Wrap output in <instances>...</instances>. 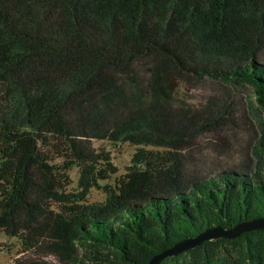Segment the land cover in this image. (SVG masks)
I'll return each mask as SVG.
<instances>
[{"label":"trees","instance_id":"16d2710c","mask_svg":"<svg viewBox=\"0 0 264 264\" xmlns=\"http://www.w3.org/2000/svg\"><path fill=\"white\" fill-rule=\"evenodd\" d=\"M202 80L248 84L264 109V0H0V233L22 245L7 264H148L264 219V124L249 171L188 178L173 161L100 185L117 168L92 142L172 146L176 90ZM101 188L104 201L86 199ZM186 255L264 264V229Z\"/></svg>","mask_w":264,"mask_h":264},{"label":"rangeland","instance_id":"374dc122","mask_svg":"<svg viewBox=\"0 0 264 264\" xmlns=\"http://www.w3.org/2000/svg\"><path fill=\"white\" fill-rule=\"evenodd\" d=\"M171 110L175 120L179 121L175 125L176 143L172 146H133L105 140L92 142L96 150L109 154L117 168L115 175L100 183L101 187L116 185L128 173V168L158 171L169 167L173 161L180 163L185 177L198 179L207 178L220 170L249 171L254 165L257 158L253 148L264 124V109L257 103L250 85L211 80L182 84L176 90ZM60 163L58 159L53 162ZM67 176L69 185L66 192L78 194V170L71 168ZM86 199L89 202L104 201L103 188L90 190ZM21 250L18 239H10L0 233V264L18 258ZM76 254L80 260L88 256L86 249L79 246ZM181 254L185 255L182 264H196L186 251ZM48 261L50 264H74L54 257H48ZM234 261L241 264L236 257Z\"/></svg>","mask_w":264,"mask_h":264},{"label":"water","instance_id":"95a60500","mask_svg":"<svg viewBox=\"0 0 264 264\" xmlns=\"http://www.w3.org/2000/svg\"><path fill=\"white\" fill-rule=\"evenodd\" d=\"M264 229V219H260L252 222H245L238 224L230 230L222 229H211L203 232L194 239L186 240L182 243L176 244L170 249L163 251L162 253L156 254L148 261V264H161L164 260L176 257L179 254L195 248L205 241H211L214 239H235L242 233Z\"/></svg>","mask_w":264,"mask_h":264}]
</instances>
